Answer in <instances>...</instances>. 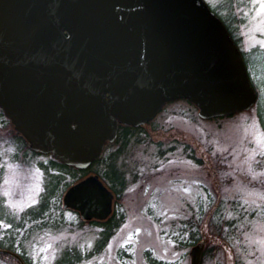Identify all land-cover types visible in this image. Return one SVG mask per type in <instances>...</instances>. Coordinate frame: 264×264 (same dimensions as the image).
Segmentation results:
<instances>
[{
  "label": "water",
  "instance_id": "water-1",
  "mask_svg": "<svg viewBox=\"0 0 264 264\" xmlns=\"http://www.w3.org/2000/svg\"><path fill=\"white\" fill-rule=\"evenodd\" d=\"M177 98L202 119L255 103L241 51L205 0H0V107L33 151L86 169L118 124L140 126ZM61 196L90 221L110 216L115 194L91 173ZM204 247L191 246L190 264Z\"/></svg>",
  "mask_w": 264,
  "mask_h": 264
},
{
  "label": "rangeland",
  "instance_id": "rangeland-1",
  "mask_svg": "<svg viewBox=\"0 0 264 264\" xmlns=\"http://www.w3.org/2000/svg\"><path fill=\"white\" fill-rule=\"evenodd\" d=\"M205 1L217 9L219 0ZM242 12L243 50L264 48L259 0ZM256 109L255 103L202 119L187 99L168 101L130 137L121 128L100 161L75 176L65 174L54 192L45 186L47 172L57 173L52 156L28 149L6 120L0 124V249L29 264L93 250L104 226L62 209L63 184L95 172L110 185L102 169L113 161L127 182L113 202L117 224L101 250L74 264H152L149 256L162 264H190L188 252L201 241L212 250L199 264H264V132ZM45 197V214L19 227L22 214ZM192 234L195 243L188 246ZM0 264L19 263L0 255Z\"/></svg>",
  "mask_w": 264,
  "mask_h": 264
},
{
  "label": "trees",
  "instance_id": "trees-1",
  "mask_svg": "<svg viewBox=\"0 0 264 264\" xmlns=\"http://www.w3.org/2000/svg\"><path fill=\"white\" fill-rule=\"evenodd\" d=\"M253 0H219L217 1L216 8H211L218 17L221 18V20L224 22L225 26L228 28L229 33L231 37L234 39V42H236L238 48H240L243 59H245L246 68L248 69L249 74V80L251 81L254 89L257 92V98H256V112L258 113V121L261 124L262 131L264 132V48L256 46L252 47L246 51L242 48V37L240 36V26L244 23L245 16H243V10L244 8H248L251 6ZM122 129L125 131L124 136L126 138L130 137L132 135V130L138 129V128H130V127H122ZM17 139L21 140L23 142V139L21 136H17ZM20 141V142H21ZM24 144V142H23ZM27 147V144H24ZM100 161V160H97ZM50 164H52L56 169L57 173L53 174L50 171L47 172L51 178L49 179V182L45 183L46 189L51 192H54L55 189H60L62 187V183L64 180L65 174H71L72 176H75L76 172H82L83 169L77 170L72 166H67L64 163L58 162L55 159H52L50 161ZM102 173L104 177L108 180L110 183L109 187L112 189L113 193L116 194V198H120L122 191L124 190L125 186L127 185V182L125 181V174L122 173L117 169V165L113 163H108L104 169H102ZM75 178V177H74ZM63 185L69 186L70 184L64 183ZM44 195H42V198ZM39 201V204L36 207L29 208V210L25 211L22 216L20 217L19 221V227H23L25 222H29L31 220H36L38 217H42L45 214V211L47 208H50V202L47 206L46 197ZM49 211V209H48ZM30 214H32L31 217H27ZM92 224L94 223H100L101 226H104V230L101 232L100 239L95 243L94 249L87 252L84 255L89 256L93 251H99L103 248L105 242L111 237L113 229L115 228L117 224V220H113L112 216L104 220L103 222L93 220L91 221ZM193 237V238H192ZM196 236L192 234L190 236V240L187 242L188 246L195 243ZM212 250V247L207 245L203 249L202 259H205L206 256H208L210 251ZM0 255H6L7 257H10L13 259L11 255H7L4 252H0ZM21 255V254H20ZM74 258H72V256ZM83 254L80 253V251H65L63 254L57 259V261L54 264H74L76 261L83 260ZM22 256V255H21ZM147 256H149L147 254ZM23 258V256H22ZM15 259V258H14ZM150 261L152 264H162L161 261H157L154 259H151L149 256ZM16 261V260H15ZM18 262V261H17ZM23 262L25 264H29V262L23 258ZM19 263V262H18ZM20 264V263H19Z\"/></svg>",
  "mask_w": 264,
  "mask_h": 264
},
{
  "label": "flooded vegetation",
  "instance_id": "flooded-vegetation-1",
  "mask_svg": "<svg viewBox=\"0 0 264 264\" xmlns=\"http://www.w3.org/2000/svg\"><path fill=\"white\" fill-rule=\"evenodd\" d=\"M8 121V119L5 117L4 113H2V110L0 109V124H3L5 121ZM122 126H119L117 129L118 131L121 130ZM118 135V134H117ZM117 138V137H116ZM115 138V139H116Z\"/></svg>",
  "mask_w": 264,
  "mask_h": 264
},
{
  "label": "snow or ice",
  "instance_id": "snow-or-ice-1",
  "mask_svg": "<svg viewBox=\"0 0 264 264\" xmlns=\"http://www.w3.org/2000/svg\"><path fill=\"white\" fill-rule=\"evenodd\" d=\"M261 14L264 15V0H259Z\"/></svg>",
  "mask_w": 264,
  "mask_h": 264
}]
</instances>
